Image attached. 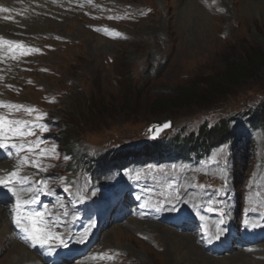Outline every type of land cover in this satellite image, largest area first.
Here are the masks:
<instances>
[{"label":"rangeland","instance_id":"374dc122","mask_svg":"<svg viewBox=\"0 0 264 264\" xmlns=\"http://www.w3.org/2000/svg\"><path fill=\"white\" fill-rule=\"evenodd\" d=\"M49 3H19L28 24L43 20V28L33 25L30 31L20 22L13 26L21 31L0 32L11 42L0 54V114L31 125V134L24 136L39 145L23 153L39 167L34 179L50 187L51 198L60 195L59 206H47L56 218L46 221L58 223L52 231L66 236V243L73 240L63 222L76 214L74 201L86 199L106 211L116 196H124L118 203L121 213L112 216L98 239H91L96 226L82 228L89 252L70 264H180L174 252L177 242L216 259L195 264H234L239 256L244 264H264V118L247 123L264 108V67L240 84H220L223 74L255 49L264 53V0ZM100 27L113 32L102 33ZM190 88L197 89L198 98L177 102L180 92ZM4 102L16 104L20 114L11 116ZM223 120L242 137L234 150L225 143L202 150L195 161L134 160L122 170L97 175L95 181L90 174L96 166L92 157L141 147L152 140L159 123H173L161 139L199 133L205 123L212 127ZM63 124L71 128L83 161L88 160L81 170L71 169L72 157L63 154ZM0 208L9 230V239L0 241V264L11 263L10 248L17 243L31 253L24 264H39L37 253L14 235L7 207ZM205 209H211L210 222ZM201 215L204 233L221 240L225 230L240 248L230 246V251L213 255L207 234H188L173 224ZM113 217L122 222L113 223ZM220 217L225 228L217 222ZM243 220L257 231L258 243L249 244L246 233L241 236ZM196 249L188 254L192 262L199 255Z\"/></svg>","mask_w":264,"mask_h":264},{"label":"trees","instance_id":"16d2710c","mask_svg":"<svg viewBox=\"0 0 264 264\" xmlns=\"http://www.w3.org/2000/svg\"><path fill=\"white\" fill-rule=\"evenodd\" d=\"M264 67V53L260 49H255L252 53L248 54V59L243 60L240 64L231 67L223 75V79L220 84L226 83L227 86H234L240 84L243 80L252 76L253 70H260ZM197 89H187L182 90L177 98V102L190 103L198 98ZM264 118V108L258 113L254 114L248 119L251 122L262 123ZM203 125L199 133H191L190 135L182 136V134H177L171 138H161L158 140H150L143 143L141 147L136 148L133 151L125 150L124 152H116L113 155L106 154L101 162L100 166H104L112 162L114 165L116 163L114 160L121 159V162H128V158L131 156L143 157V158H157L160 159L163 154L169 153L170 155H181L183 157H188L192 153L199 154L202 150H207L213 148L217 145H222L225 142L233 141L235 128L230 124L228 120H223L219 124L212 127H208L207 123ZM61 134L65 135L63 138L62 146L66 149V154L73 157L70 163V168H74L75 164L78 163L83 157L81 153L79 154V146L75 141H73V133H71V128L63 124L61 127ZM113 165V167H114Z\"/></svg>","mask_w":264,"mask_h":264},{"label":"bare ground","instance_id":"6f19581e","mask_svg":"<svg viewBox=\"0 0 264 264\" xmlns=\"http://www.w3.org/2000/svg\"><path fill=\"white\" fill-rule=\"evenodd\" d=\"M31 0H0V5L2 7H5L7 9H9V11L5 12L3 11L2 12V15L4 16V14H6L7 16H11L13 17L14 20H17V21H20L22 22V25H28L29 26V29L31 31V29H33V25H36V28H43L44 27V24L45 21L43 20H37V19H34L32 20L33 23L32 24H28V17L24 15V13L22 12L23 10L21 8H19V5L20 4H23L24 6L29 4ZM232 1V0H231ZM237 2V1H236ZM235 2V3H236ZM254 3V1H252ZM20 3V4H19ZM233 4V2H232ZM188 9V7H187ZM186 9V10H187ZM188 11V10H187ZM189 12V11H188ZM190 13V12H189ZM198 13V12H197ZM23 15V17H22ZM2 16V17H3ZM1 17V19H2ZM18 25V24H16ZM20 26V25H19ZM7 30H12V31H21L20 29H18L17 27L13 26V24L11 25H5V23H2L0 24V32L1 33H5ZM3 35V34H2ZM5 38V37H4ZM8 39V38H7ZM102 40V39H101ZM54 43V42H53ZM14 45V44H13ZM16 45V44H15ZM17 47V46H16ZM51 48V47H50ZM24 49V48H23ZM5 53V52H4ZM12 57V56H11ZM42 57V56H41ZM50 57V56H49ZM2 58V57H1ZM44 59V58H43ZM19 60V59H18ZM34 60V59H33ZM44 61V60H43ZM17 62V61H16ZM40 62V61H39ZM11 68L7 67L6 66V69H5V72H8ZM16 70V69H15ZM34 70V69H32ZM39 71V70H38ZM37 71V72H38ZM23 74V73H22ZM11 75V74H10ZM27 75V74H26ZM34 75V74H33ZM39 75V74H38ZM11 77V76H10ZM2 78V77H1ZM7 78V76H6ZM31 78V77H30ZM35 78V77H34ZM4 79V78H3ZM3 79H0L2 82H3ZM19 79V78H18ZM11 80V79H10ZM36 80V79H35ZM12 83V82H11ZM14 84V83H13ZM31 84V83H30ZM25 85V84H24ZM7 86V85H6ZM0 92H2V89L0 90ZM8 92V91H7ZM1 174L2 172L0 171V177H1ZM3 217H4V210L2 208H0V229H2L1 231L3 232V235L0 236V241H3L5 239H9V231L8 230V224H4L3 223ZM143 231V228L142 230ZM186 239H191V238H186ZM143 241V240H142ZM172 241V240H171ZM183 241V240H182ZM198 247L192 245V244H187V243H180V242H177V247L176 249L174 250L175 254H176V257H177V263H180V264H195L197 261L199 262H208V261H216V259H213V257H210L207 256L206 258L205 257H202V254L200 250L196 249ZM196 249V251L198 250L199 252V255L197 257L194 258V261L192 262V260L188 259V254L189 252H191L192 250ZM197 252V253H198ZM12 253L13 258L11 260V263L10 264H14L17 262V264H24L27 260H30V255L31 253L26 249L24 248L22 245H20L19 243L17 244H14L12 246V248H10V254ZM245 258V256H244ZM241 258L240 256L235 259L236 261H234V264H244V262L241 261ZM244 260V259H243ZM198 262V263H199ZM203 262V263H204ZM248 263V262H247ZM27 264V263H26Z\"/></svg>","mask_w":264,"mask_h":264},{"label":"snow or ice","instance_id":"6c2138e0","mask_svg":"<svg viewBox=\"0 0 264 264\" xmlns=\"http://www.w3.org/2000/svg\"><path fill=\"white\" fill-rule=\"evenodd\" d=\"M0 11H9L7 8L0 9ZM0 127H3L2 121H0ZM167 127V125H165ZM0 148H7V145L0 143ZM12 176H15L16 173L12 172ZM0 184H5L4 181H0ZM7 187V184H5ZM30 188L31 185H28ZM8 192H11L13 196H16V190L9 187ZM3 195H7V192L3 193ZM34 198V197H33ZM28 203V201H25V205ZM20 202L19 199L16 200V207L19 208ZM211 211V209H209ZM18 213H13V223L15 226L24 234L21 236V239L24 240L25 243H28L31 241V246L35 247L37 244H39L41 247H43L48 240L50 239H60L58 236H54L50 231L47 230L46 221L44 220V213L36 211L29 213L27 216L22 218H17ZM27 221L25 223L24 221ZM50 226V225H49Z\"/></svg>","mask_w":264,"mask_h":264},{"label":"water","instance_id":"95a60500","mask_svg":"<svg viewBox=\"0 0 264 264\" xmlns=\"http://www.w3.org/2000/svg\"><path fill=\"white\" fill-rule=\"evenodd\" d=\"M165 125H167V127H165ZM173 123L169 122V123H159L156 128H155V132L153 133L152 137L153 138H157L159 137L164 131L170 129L172 127Z\"/></svg>","mask_w":264,"mask_h":264}]
</instances>
